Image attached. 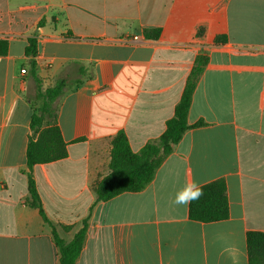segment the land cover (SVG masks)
Segmentation results:
<instances>
[{
    "label": "crops",
    "instance_id": "0c3cea01",
    "mask_svg": "<svg viewBox=\"0 0 264 264\" xmlns=\"http://www.w3.org/2000/svg\"><path fill=\"white\" fill-rule=\"evenodd\" d=\"M146 29L160 37L146 39ZM134 36L142 41L126 42ZM29 38L37 39L42 88L74 75L72 63L92 76L58 103L68 157L32 171L62 239L89 219L76 264H232L217 234L249 264L247 235L264 232V0H0V39L9 42L0 56V264H60L52 228L27 203L37 107ZM200 54L209 63L188 122L206 124L184 134L143 191L97 202L114 137L124 131L135 153L156 141ZM220 180L226 220L193 221L189 205L172 203L187 182Z\"/></svg>",
    "mask_w": 264,
    "mask_h": 264
},
{
    "label": "trees",
    "instance_id": "16d2710c",
    "mask_svg": "<svg viewBox=\"0 0 264 264\" xmlns=\"http://www.w3.org/2000/svg\"><path fill=\"white\" fill-rule=\"evenodd\" d=\"M160 34V29L144 31L146 39H158ZM225 41V37L216 39V43ZM8 49L9 42L0 39V56L6 55ZM26 55L30 57L29 76L35 84L37 100L40 101L39 107L33 110L31 117V134L26 155L30 193L27 203L30 207L38 209L44 222L52 228L60 264H76L86 243L89 219L83 221L81 229L71 241L62 239L45 213L32 171L35 166L58 162L68 157V144L63 140L58 126V103L68 90L80 86L85 78L92 76L88 75L87 67L80 63H72L71 66L76 69L74 75L61 77L53 86L43 91L42 81L36 71V38H29ZM208 63L207 55L200 54L196 57L180 102L175 107L174 116L167 121L164 133L156 141L146 144L140 152L135 153L124 131H120L114 137L109 164L110 173L96 187L97 202L109 201L123 193L143 191L154 180L158 169L173 152L174 146L182 140L184 134L192 128L206 124L198 121L190 125L188 117L195 90ZM202 189L204 195L189 205L190 219L202 223L226 220L229 217V204L225 182L215 181L202 186ZM247 252L249 264H264V232L248 233Z\"/></svg>",
    "mask_w": 264,
    "mask_h": 264
},
{
    "label": "clouds",
    "instance_id": "9594fccd",
    "mask_svg": "<svg viewBox=\"0 0 264 264\" xmlns=\"http://www.w3.org/2000/svg\"><path fill=\"white\" fill-rule=\"evenodd\" d=\"M203 195V189L196 181L187 182L176 191L172 203L187 206L199 200ZM216 239L225 241L221 254H226L232 260V264H239V257L242 255L240 249L236 245L228 244L223 234H217Z\"/></svg>",
    "mask_w": 264,
    "mask_h": 264
},
{
    "label": "rangeland",
    "instance_id": "374dc122",
    "mask_svg": "<svg viewBox=\"0 0 264 264\" xmlns=\"http://www.w3.org/2000/svg\"><path fill=\"white\" fill-rule=\"evenodd\" d=\"M46 89L45 88H42V90L44 91ZM28 93L30 94V96H32V98L35 100V105L37 107H39L40 105V101L37 100V93H36V87H35V84L34 82L32 81V88L30 90H28Z\"/></svg>",
    "mask_w": 264,
    "mask_h": 264
},
{
    "label": "built area",
    "instance_id": "2783aa9c",
    "mask_svg": "<svg viewBox=\"0 0 264 264\" xmlns=\"http://www.w3.org/2000/svg\"><path fill=\"white\" fill-rule=\"evenodd\" d=\"M140 42V41H142V39H141V37L140 36H134L132 39H128V40H126V42ZM21 73L23 74V75H25L26 73H27V70H25V69H23L22 71H21Z\"/></svg>",
    "mask_w": 264,
    "mask_h": 264
}]
</instances>
